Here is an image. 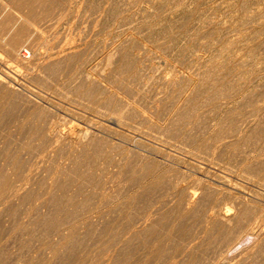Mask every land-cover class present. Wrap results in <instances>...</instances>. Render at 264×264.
Segmentation results:
<instances>
[{"label":"rangeland","instance_id":"obj_1","mask_svg":"<svg viewBox=\"0 0 264 264\" xmlns=\"http://www.w3.org/2000/svg\"><path fill=\"white\" fill-rule=\"evenodd\" d=\"M62 1L36 5L23 42L47 57L17 66L0 44V178L24 188L0 196V264H264V0ZM49 120L73 136L56 149L32 132ZM194 188L259 233L226 249L188 211Z\"/></svg>","mask_w":264,"mask_h":264},{"label":"bare ground","instance_id":"obj_2","mask_svg":"<svg viewBox=\"0 0 264 264\" xmlns=\"http://www.w3.org/2000/svg\"><path fill=\"white\" fill-rule=\"evenodd\" d=\"M8 1V0H7ZM42 1L43 0H11L10 1V3H11V5L13 6L12 8H16V9H13V10H15V11H17L16 12V14H15V16L14 17H12L13 15H12V13L11 14H9L8 12V6H3V8H1L2 10L0 11V44H1V47H2V45H3V47H4V49H5V53H6V57L4 58V56H3V58H1V60L2 59H4V61H5V59H6V61H8V62H12V61H14L15 63H16V65H17V62H21V61H25V60H28L29 59V57L32 55V53H34L35 55H37V57H39L40 58V56H41V53L43 54V52H41V49H38V48H35L34 50H32L31 48H29L28 46H26V44H24L23 42H25V40L26 39H28L27 37H29V38H31V35H34L36 32H37V30H38V28L36 27V24H38L37 23V20L39 19V17H40V15L41 14H39L37 11H36V5L37 4H39V3H41L40 5H42L43 3H42ZM59 1V0H58ZM62 1V0H61ZM71 1H73V0H71ZM78 1V0H77ZM2 2V1H1ZM5 2V1H4ZM4 2H2V4L1 5H3V3ZM9 2V1H8ZM57 2V1H56ZM63 2V1H62ZM48 3H49V1H48ZM54 3H55V1H54ZM53 3V4H54ZM60 3V2H59ZM73 4V3H72ZM92 4V3H91ZM6 5V4H5ZM39 5V6H40ZM69 5H71V4H69ZM47 6V5H46ZM72 6V5H71ZM2 7V6H1ZM49 8H50V6H48ZM47 7V8H48ZM10 8V7H9ZM38 8V7H37ZM53 8V7H52ZM51 8V9H52ZM43 10H45L44 8H43ZM73 11V10H72ZM77 11V10H76ZM48 12V11H47ZM49 12H52V10H49ZM55 13V12H54ZM59 13V12H58ZM64 13V12H63ZM70 13V12H69ZM53 14V13H52ZM12 15V16H11ZM45 15V14H44ZM111 15V14H110ZM59 18V17H58ZM44 19H45V16H44ZM41 20H42V17H41ZM40 20V21H41ZM58 20V19H57ZM76 20V19H75ZM45 21H47V20H45ZM44 22V21H43ZM39 27V26H38ZM53 27V26H52ZM76 27V26H75ZM40 28H42V26L40 27ZM39 28V29H40ZM82 28V27H81ZM41 30V29H40ZM38 32H39V30H38ZM42 32V31H41ZM40 32V33H41ZM48 32H49V30H48ZM52 33V32H51ZM56 33V32H55ZM66 34V33H65ZM98 34V33H97ZM53 35H54V33H53ZM67 36V35H66ZM67 38H68V36H67ZM43 39V38H42ZM46 39V38H45ZM29 40H31V39H29ZM50 40V39H49ZM53 40V39H52ZM59 40V39H58ZM73 40H74V38H73ZM28 41V40H27ZM42 41V40H41ZM57 42V41H56ZM26 43V42H25ZM62 43V42H61ZM75 43V42H74ZM28 44V43H27ZM33 44V43H32ZM36 44V43H35ZM40 44V43H39ZM70 44V43H69ZM41 45V44H40ZM58 45H59V43H58ZM77 45V44H76ZM22 46V47H21ZM36 46V45H35ZM35 46H32V47H35ZM68 46V45H67ZM66 46V47H67ZM0 47V48H1ZM39 47V46H38ZM41 47V46H40ZM44 47V46H43ZM53 47V46H52ZM19 48H20V50H19ZM63 48V47H62ZM2 49V48H1ZM3 49V50H4ZM70 49V48H69ZM113 50V49H112ZM2 51V50H1ZM52 51V50H51ZM55 51V50H54ZM62 51V50H61ZM66 51V50H65ZM70 51V50H69ZM68 51V52H69ZM50 52V51H49ZM53 52V51H52ZM3 53H4V51H3ZM2 53V55H4ZM46 53H48V52H46ZM59 53V52H58ZM64 53V52H63ZM71 53V52H70ZM112 53V52H111ZM44 54H45V52H44ZM42 55L43 56V58H44V56H46L47 57V55ZM56 54V53H55ZM60 54V53H59ZM48 55H50L49 53H48ZM67 55H69V54H67ZM33 56V55H32ZM51 56V55H50ZM64 56V55H63ZM35 57V56H34ZM45 57V58H46ZM58 57H60V55L58 56ZM62 57V56H61ZM50 58H52V57H49V59ZM88 58V57H87ZM80 59V58H79ZM114 59V58H113ZM42 61V60H41ZM46 61V60H45ZM48 61V60H47ZM109 61V60H108ZM7 62V63H8ZM14 62H12V63H14ZM61 62V61H60ZM84 62H85V60H84ZM3 63V62H2ZM5 63V62H4ZM45 63V62H44ZM48 63V62H47ZM46 63V64H47ZM57 63V62H56ZM65 63V62H64ZM20 64V63H19ZM33 64V63H32ZM32 64H29V65H32ZM35 64H36V62H35ZM58 64H59V61H58ZM5 65V64H4ZM7 65V64H6ZM11 65V64H10ZM13 65V64H12ZM28 65V66H29ZM37 65V64H36ZM36 65H32V66H34V68H35V66ZM41 64H39V66H40ZM48 65V64H47ZM17 66H19V65H17ZM21 66V65H20ZM32 66H31V68H32ZM38 66V65H37ZM56 66V65H55ZM2 67V66H1ZM12 67V66H11ZM16 67V66H15ZM46 67V66H45ZM48 67V66H47ZM57 67V66H56ZM96 67V66H95ZM105 67V66H104ZM19 68V67H18ZM22 68H24V67H22ZM21 68V69H22ZM33 68V69H34ZM57 68H59V67H57ZM91 68V67H90ZM14 69V68H13ZM16 69V68H15ZM38 69V68H37ZM36 69V70H37ZM45 69V68H44ZM101 69V68H100ZM105 69V68H104ZM41 70V69H40ZM46 70H47V68H46ZM54 70V69H53ZM66 70V69H65ZM14 71V70H13ZM44 71V70H43ZM77 71V70H76ZM6 72H8V71H6ZM5 72V73H6ZM25 72H27V70L25 71ZM66 72H67V70H66ZM11 73V72H10ZM58 73V72H57ZM80 73H82L81 71H80ZM36 74V73H35ZM38 74V73H37ZM45 74V73H44ZM53 74V73H52ZM54 74H56V73H54ZM9 75V74H8ZM12 75V74H11ZM33 75V74H32ZM40 75V74H39ZM61 75V74H60ZM60 75H58V76H60ZM66 75V74H65ZM41 76H42V74H41ZM57 76V75H56ZM81 76H82V74H81ZM86 76V75H85ZM31 77V76H30ZM34 77H35V75H34ZM47 77V76H46ZM72 77H74V76H72ZM10 78H12V77H10ZM42 78V77H41ZM40 78V79H41ZM86 78V77H85ZM20 79V78H19ZM29 79V78H28ZM39 79V78H38ZM39 79V80H40ZM8 79H5L2 75H1V73H0V82H3V83H5L6 85H10V84H8V81H7ZM38 80V81H39ZM45 80V79H44ZM87 80V79H86ZM95 81V80H94ZM42 82V81H41ZM45 82V81H44ZM69 82H71V80L69 81ZM73 82V81H72ZM10 83V82H9ZM56 83V82H55ZM74 83V82H73ZM92 83V82H91ZM90 83V84H91ZM14 84V83H13ZM80 84V83H79ZM95 84V83H94ZM73 85V84H72ZM83 85V84H82ZM82 85H80V86H82ZM92 85V84H91ZM97 85H98V83H97ZM16 86V85H15ZM0 87H2V85L0 84ZM3 87H5V86H3ZM2 87V88H3ZM11 87V86H10ZM90 87V86H89ZM92 87V86H91ZM9 88V87H8ZM8 88H7V90H8ZM42 88V87H41ZM93 88V87H92ZM14 89H15V87H14ZM70 89V88H69ZM5 90V89H4ZM3 90V91H4ZM12 90H13V87H12ZM6 91V90H5ZM12 92V91H11ZM15 93H17L16 91H15ZM20 93V92H19ZM22 93V92H21ZM24 93V92H23ZM14 94V93H13ZM35 94V93H34ZM4 95V94H3ZM2 95V96H3ZM27 95V94H26ZM84 96V95H83ZM10 97V96H9ZM25 97V96H24ZM33 97V96H32ZM130 97V96H129ZM215 97V96H214ZM245 97H246V95H245ZM249 97V96H248ZM4 98H5V96H4ZM14 98V97H13ZM27 98V97H26ZM86 98V97H85ZM124 98V97H123ZM25 99V98H24ZM128 99V98H127ZM17 100V99H16ZM125 100V99H124ZM11 101V100H10ZM9 101V102H10ZM13 101V100H12ZM128 101V100H127ZM134 101V100H133ZM239 101V100H238ZM1 102V101H0ZM5 102V101H4ZM26 102V101H25ZM29 102V101H28ZM74 102V101H73ZM124 102V101H123ZM257 102V101H256ZM261 102V101H260ZM2 103V102H1ZM6 103V102H5ZM14 103V102H13ZM16 103V102H15ZM72 103V102H71ZM132 103V102H131ZM17 105H21V104H17ZM57 105V104H56ZM135 105H137V104H135ZM1 106V105H0ZM16 106V105H15ZM14 106V107H15ZM24 106V105H23ZM27 106V105H26ZM37 106V105H36ZM138 106V105H137ZM19 107V106H18ZM121 107V106H120ZM3 108V107H2ZM5 108V107H4ZM3 108V109H4ZM7 108H9V105H8V107ZM12 108V107H11ZM10 108V109H11ZM37 108V107H36ZM24 109V108H23ZM44 109V108H43ZM47 109V108H46ZM14 110V109H13ZM195 110V109H194ZM253 110V109H252ZM251 110V111H252ZM7 111V110H6ZM15 111V110H14ZM13 111V112H14ZM187 111H188V109H187ZM16 112H17V110H16ZM18 112H20V111H18ZM37 112H38V110H37ZM45 112V111H44ZM49 112V111H48ZM55 112V111H54ZM144 112V111H143ZM147 112V111H146ZM260 112V111H259ZM5 113H7V112H5ZM9 113V112H8ZM22 113H24V112H22ZM35 113H36V109H35ZM34 113V114H35ZM97 113V112H96ZM9 114H11V112L9 113ZM43 114V113H42ZM55 114V113H54ZM103 114V113H102ZM116 114V113H115ZM121 114V113H120ZM134 114V113H133ZM136 114V113H135ZM12 115V114H11ZM93 115V114H92ZM123 115V114H122ZM167 115V114H166ZM248 115V114H247ZM36 116H38V115H36ZM256 116V115H255ZM257 116L259 117V115L257 114ZM256 116V117H257ZM263 116V115H262ZM29 117V116H28ZM40 117H42L40 120H42L43 119V116H40ZM234 117V116H233ZM1 118H3V117H1ZM12 118V117H11ZM44 118H46V116L44 117ZM219 118V117H218ZM220 118H221V116H220ZM251 118V117H250ZM39 119V118H38ZM47 119V118H46ZM120 117H118V116H115V115H113V119H112V121L113 122H115V123H117L118 125L120 124ZM243 119V118H242ZM258 119V118H257ZM19 120V119H18ZM29 120H30V118H29ZM28 120V121H29ZM33 120H35V119H33ZM45 120V119H44ZM111 120V119H110ZM128 120V119H127ZM217 120V119H216ZM232 120H233V118H232ZM239 120V119H238ZM237 120V121H238ZM11 121V120H10ZM4 122H5V120H4ZM15 122V121H14ZM38 122H40V123H43V121L41 122V121H38ZM47 122H48V120H47ZM102 122V121H101ZM223 122V121H222ZM239 122H241V121H239ZM245 122V121H244ZM253 122V121H252ZM250 120H248L247 119V122H245V124L246 125H250L251 123H252ZM12 123V122H11ZM34 123V122H33ZM32 123V124H33ZM50 123V124H49ZM49 123H48V126L45 128V127H43V125H38V124H36L35 125V127L33 126V128H32V130H30V132L29 133H31V131L32 132H35V134H37V135H40V137H43V138H45V139H47V138H49L50 140H51V142H50V145L49 146H51L53 149L55 148L56 149V147H58L57 145L58 144H61V143H63V142H61L60 143V141L59 140H61L60 138H62V137H65V136H67V135H70V131L69 130H67V129H69V128H67V129H65L64 127H63V123L61 122V121H53V122H51L50 120H49ZM100 123V122H99ZM103 123V122H102ZM173 123V122H172ZM188 123V122H187ZM214 123V122H213ZM229 123V122H228ZM238 123V122H237ZM237 123H235V124H237ZM89 124H90V122H89ZM97 124V123H96ZM10 125V124H9ZM20 125V124H19ZM102 125V124H101ZM117 125V126H118ZM164 125V124H163ZM203 126H205V124H202ZM224 125V124H223ZM3 126V125H2ZM45 126V125H44ZM110 126V125H109ZM116 126V127H117ZM216 126V125H215ZM23 127V124H22V126H21V128ZM87 127V126H86ZM85 127V128H86ZM213 127V126H212ZM218 127V126H217ZM236 127V126H235ZM241 127V126H240ZM2 128V127H1ZM118 128V127H117ZM129 128V127H128ZM211 128V127H210ZM246 128V127H245ZM244 127H242V129H245ZM110 129V128H109ZM193 129V128H192ZM233 129V128H232ZM238 129V128H237ZM23 130V129H22ZM106 130V129H105ZM211 130V129H210ZM241 130V129H240ZM11 131H12V129H11ZM20 131V130H19ZM29 131V130H28ZM27 131V132H28ZM82 131V130H81ZM90 131V128H87V129H85L84 130V132L85 133H80L79 134V136L78 137H81V136H85V135H87V133ZM108 131V130H107ZM174 131H177V130H174ZM183 131V130H182ZM17 132V131H16ZM94 132V131H93ZM96 132V131H95ZM231 132H232V130H231ZM236 132V131H235ZM13 133V132H12ZM15 133V132H14ZM21 133V132H20ZM217 133V132H216ZM221 133V132H220ZM232 133H234V131L232 132ZM241 133H243V132H241ZM73 134V133H72ZM84 134V135H83ZM95 134V133H94ZM132 134V133H131ZM14 135V134H13ZM15 135H16V133H15ZM26 136H27V134H25ZM29 135V134H28ZM101 135V134H100ZM175 135V134H174ZM186 135V134H185ZM220 135V134H219ZM238 135H240V134H238ZM32 136H33V134H32ZM71 137H73L72 135H70ZM170 136V135H169ZM168 136V137H169ZM172 136V135H171ZM228 136V135H227ZM236 136V135H235ZM30 137V136H29ZM133 137V136H132ZM138 136H136V138H137ZM186 137V136H185ZM220 137V136H219ZM243 137V136H242ZM20 138V137H19ZM31 138V137H30ZM35 138H36V136H35ZM170 138V137H169ZM169 138H167V139H169ZM187 138V137H186ZM218 138V137H217ZM24 139V138H23ZM23 139H22V141H23ZM29 139V138H28ZM32 139V138H31ZM68 139V138H67ZM73 139V138H72ZM91 139H92V137H91ZM109 139V138H108ZM150 139V138H149ZM171 139V138H170ZM208 139V138H207ZM216 139V138H215ZM218 139H220V138H218ZM228 139V138H227ZM238 139V138H237ZM9 140V139H8ZM38 140V139H37ZM70 140V139H69ZM111 140V139H110ZM209 140V139H208ZM217 140V139H216ZM223 140V139H222ZM235 140V139H234ZM39 141V140H38ZM59 141V142H58ZM64 141H65V139H64ZM72 141V140H71ZM76 141V140H75ZM86 141V140H85ZM154 141V140H153ZM213 141H214V139H213ZM223 141H226V140H223ZM237 141V140H236ZM21 142V141H20ZM26 142V141H25ZM24 142V143H25ZM42 142V141H41ZM99 142V141H98ZM166 142V141H165ZM212 142V141H211ZM217 141H215V143H216ZM219 142V141H218ZM246 142V141H245ZM31 143V142H30ZM79 143V142H78ZM230 143V142H229ZM233 143H234V141H233ZM232 143V144H233ZM178 144V143H177ZM201 144V143H200ZM217 144V143H216ZM225 144V143H224ZM9 145V144H8ZM19 145V144H18ZM26 145V144H25ZM41 145V144H40ZM215 145V144H214ZM221 145V144H220ZM229 145V144H228ZM21 146H22V144H21ZM23 146H24V144H23ZM60 146V145H59ZM62 146V145H61ZM201 146V145H200ZM210 146V145H209ZM222 146V145H221ZM37 147V146H36ZM39 147V146H38ZM48 147V146H47ZM64 147V146H63ZM131 147V146H130ZM223 147H224V145H223ZM227 147V146H226ZM7 148V147H6ZM12 148H13V146H12ZM20 148V147H19ZM24 148H25V146H24ZM51 148V149H52ZM221 148V147H220ZM3 149V148H2ZM15 149V148H14ZM31 149V148H30ZM37 149V148H36ZM41 149V148H40ZM50 149V148H49ZM82 149V148H81ZM223 149V148H222ZM224 149H225V147H224ZM6 150V149H5ZM19 150V149H18ZM21 150V149H20ZM38 150V149H37ZM44 150H46V149H44ZM59 150H60V148H59ZM210 150V149H209ZM8 151V150H7ZM10 151V150H9ZM8 151V152H9ZM219 151V150H218ZM223 151V150H222ZM4 152V151H3ZM13 152H15V151H13ZM24 152V151H23ZM47 152V151H46ZM49 152V151H48ZM57 152V151H56ZM10 153V152H9ZM50 153V152H49ZM176 153V152H175ZM188 153V152H187ZM20 154V153H19ZM26 154V153H25ZM56 154V153H55ZM54 154V155H55ZM227 154V153H226ZM216 155V154H215ZM223 155V154H222ZM7 156V155H6ZM9 156H11V157H14L15 158V160H16V162H17V165H18V153H16V155H15V153H14V156H12V154H10ZM56 156V155H55ZM2 157H4V156H2ZM117 157V156H116ZM203 157V156H202ZM216 157V156H215ZM6 158V157H5ZM21 158V157H20ZM44 158V157H43ZM129 158V157H128ZM165 158V157H164ZM13 159V158H12ZM130 159V158H129ZM10 160V159H9ZM214 160V159H213ZM108 161V160H107ZM13 162H15V161H13ZM15 162V163H16ZM260 162V161H259ZM8 163V162H7ZM20 163V162H19ZM22 163V162H21ZM203 163V162H202ZM5 164V163H4ZM11 164H12V162H11ZM22 164H24V163H22ZM22 164H20L21 166H23ZM198 164V163H197ZM111 165V164H110ZM212 165V164H211ZM15 166V165H14ZM14 166H13V168H14ZM27 166V165H26ZM114 166V165H113ZM17 167H19V166H17ZM38 167V166H37ZM5 168V167H4ZM27 168H28V166H27ZM124 168V167H123ZM15 170H16V167L14 168ZM21 169V168H20ZM19 168H18V170H20ZM25 169V167L23 168V170ZM116 169V168H115ZM12 170V169H11ZM15 170H14V172H15ZM26 170V169H25ZM32 170V169H31ZM35 170V169H34ZM205 170V169H204ZM221 170V169H220ZM17 171V170H16ZM159 171V170H158ZM161 171V170H160ZM8 172V171H7ZM18 172V171H17ZM20 172V171H19ZM25 172V171H24ZM6 172H4V174H5ZM16 173V172H15ZM32 173V172H31ZM207 173V172H206ZM10 174V173H9ZM20 173H18V175H19ZM37 174V173H36ZM117 174V173H116ZM225 174V173H224ZM3 175V174H2ZM11 175V174H10ZM17 175V176H18ZM14 176V175H13ZM13 176H10V177H13ZM27 176H28V173H27ZM93 176V175H92ZM122 176V175H121ZM239 176V175H238ZM23 177V176H22ZM251 177V176H250ZM19 178H21V177H19ZM145 178V177H144ZM1 179H2V181H1ZM146 179H147V177H146ZM201 179V178H200ZM225 179V178H224ZM13 180V179H12ZM108 180V179H107ZM149 180V179H148ZM0 183H1V189H0V196H3V197H5V196H12L13 194H16V193H18L19 192V190H20V188H23L22 187V184H15V185H11L12 184V182L7 178V176L6 177H3V178H0ZM22 181V180H21ZM200 181V180H199ZM203 181V180H202ZM20 182V181H19ZM26 182V181H25ZM206 182H208V181H206ZM13 183H14V181H13ZM23 183V182H22ZM55 183V182H54ZM136 183V182H135ZM170 183V182H169ZM177 183V182H176ZM198 183V182H197ZM196 183V184H197ZM201 183V182H200ZM230 183V182H229ZM144 184V183H143ZM24 186H25V184H23ZM146 185V184H145ZM29 186V185H28ZM176 186H178V185H176ZM215 187V186H214ZM174 188V187H173ZM177 188V187H176ZM31 189V188H30ZM23 190H24V188H23ZM100 190V189H99ZM141 190V189H140ZM147 190V189H146ZM199 190V189H198ZM210 190H212V189H210ZM224 190V189H223ZM139 191V190H138ZM229 191V190H228ZM199 192V191H198ZM218 192V191H217ZM222 192V191H221ZM201 193V192H200ZM56 194V193H55ZM197 191L195 190V188L194 189H190L189 191H188V193H187V197H186V202H187V207H188V211L189 212H192V216L195 218V219H199L200 217H201V214H200V211L201 212H203V215L204 216H202L203 217V220H204V224L202 225L203 227H202V229L201 230H203V232H205V233H207V234H209V233H215V235H216V240L218 241V243H220L221 245H224L225 247H226V249H229V248H231L238 240H239V238L240 237H242L243 235H245V234H250V233H253V234H258L259 233V227H260V218L259 219H255L256 221H248L247 223H242V224H240V225H232L230 222H232L231 221V219H233L234 218V215H236L238 212H236L235 211V214H231V210H230V206H226V211L225 210H223V206H221V205H218V204H216V203H212V202H208V203H203L202 205H198L197 204V198H196V196H197ZM128 195V194H127ZM130 195V194H129ZM137 193H133V194H131L130 196H128V197H126L125 196V201H128L131 197L132 198H136L137 197ZM199 195V194H198ZM221 195V194H220ZM166 196V195H165ZM81 197V196H80ZM6 199V198H5ZM145 199V198H144ZM182 199H183V197H182ZM181 199V200H182ZM185 199V198H184ZM17 200V199H16ZM164 200V199H163ZM232 200V199H231ZM230 200V202H232ZM8 201H9V199H8ZM13 201V200H12ZM100 201V200H99ZM4 202V201H3ZM6 202V201H5ZM185 202V203H186ZM4 204V203H3ZM149 204H151V203H149ZM153 204V203H152ZM227 204V203H226ZM232 204V203H231ZM231 204H229V205H231ZM1 205V204H0ZM36 205V204H35ZM159 205V204H158ZM163 205V204H162ZM224 205V204H223ZM234 205V204H233ZM239 205V204H238ZM251 205V204H250ZM28 207V206H27ZM55 207V206H54ZM152 207V206H151ZM225 208V207H224ZM232 208V207H231ZM36 209V208H35ZM152 209V208H151ZM202 209H203V211H202ZM257 209V208H256ZM54 213V212H53ZM92 213H94V212H92ZM156 213V212H155ZM183 213V212H182ZM233 213V212H232ZM264 213V212H263ZM57 214V213H56ZM68 214V213H67ZM151 214V213H150ZM248 214V213H247ZM259 216H261V215H259ZM54 217V216H53ZM237 217V216H236ZM248 217V216H247ZM253 217V216H252ZM61 218V217H60ZM84 218V217H83ZM140 219V218H139ZM79 221V220H78ZM152 221V220H151ZM154 221V220H153ZM69 222V221H68ZM170 222H172V221H170ZM169 222V223H170ZM72 223V222H71ZM77 223V222H76ZM58 224V223H57ZM60 224V223H59ZM21 226V225H20ZM71 226V225H70ZM197 226V225H196ZM263 226V225H262ZM106 227V226H105ZM134 229V228H133ZM57 230V229H56ZM113 230V229H112ZM115 230V229H114ZM178 230V229H177ZM196 230V229H195ZM64 231V230H63ZM152 231V230H151ZM161 232V231H160ZM168 233V232H167ZM264 233V232H263ZM58 234V233H57ZM126 234H127V232H126ZM171 234V233H170ZM159 235V234H158ZM214 235V236H215ZM264 235V234H263ZM72 235L71 234H69V236H67L68 238L69 237H71ZM139 236V235H138ZM197 235H193L192 237H191V239H194L195 237H196ZM204 236V235H203ZM213 236V235H212ZM61 237V236H60ZM128 237V236H127ZM145 237V236H144ZM148 237V236H147ZM183 237H185L184 235H183ZM198 237H199V235H198ZM197 237V238H198ZM62 238V237H61ZM124 239H125V236L123 237ZM140 238H141V236H140ZM146 238V237H145ZM201 238V237H200ZM255 238V237H254ZM47 239V238H46ZM127 239V238H126ZM252 239V238H251ZM74 240V239H73ZM174 240V239H173ZM198 240V239H197ZM212 240V239H211ZM250 240V239H249ZM144 241V240H143ZM142 241V242H143ZM206 241V240H205ZM72 242V241H71ZM191 242V241H190ZM194 242V241H193ZM214 242H216V241H214ZM260 242V241H259ZM154 243V242H153ZM186 243V242H185ZM203 243V242H202ZM62 244V243H61ZM134 244V243H133ZM168 244V243H167ZM209 244H211V243H209ZM208 244V245H209ZM248 244V243H247ZM177 245V244H176ZM182 245V244H181ZM183 245H184V242H183ZM206 245V244H205ZM254 245V244H253ZM170 246V245H169ZM179 246V245H178ZM188 246H189V244H188ZM201 246V245H200ZM216 246H219L218 244L216 245ZM215 246V247H216ZM223 246V247H224ZM236 246V245H235ZM150 247V246H149ZM168 247V246H167ZM221 247V246H220ZM169 248H171V246L170 247H168V249ZM240 248V247H239ZM146 249V248H145ZM222 249V248H221ZM170 250V249H169ZM173 250V249H172ZM178 250H179V247H178ZM207 250V249H206ZM213 250H215V249H213ZM213 250L211 249V252H213ZM219 250H220V248H219ZM165 251H166V249H165ZM175 251V250H174ZM177 251V250H176ZM175 251V252H176ZM185 251V250H184ZM208 251V250H207ZM216 252H217V250H215ZM55 252V251H54ZM188 252V251H187ZM191 252V251H190ZM227 252V251H226ZM233 252V251H232ZM105 253V252H104ZM121 253H123V252H121ZM177 253H178V251H177ZM181 253H183V251L181 252ZM186 253V252H185ZM199 253H200V251H199ZM215 253V252H214ZM228 253V252H227ZM124 254V253H123ZM192 254V253H191ZM127 255V254H126ZM148 255V254H147ZM176 255V254H175ZM180 255V254H179ZM183 255H185V254H182V256ZM187 255V254H186ZM193 255V254H192ZM201 255H202V253H201ZM140 256V255H139ZM181 256V255H180ZM203 256H205V255H203ZM213 256H214V254H213ZM246 256V255H245ZM159 257V256H158ZM184 258H186V256H183ZM224 257V256H223ZM138 258V257H137ZM192 258H194V257H192ZM238 258V257H237ZM99 259V258H98ZM126 259V258H125ZM191 259V258H190ZM223 259V258H222ZM101 260V259H100ZM201 260V259H200ZM218 260V259H217ZM234 260V259H233ZM221 261V260H220ZM96 262V261H95ZM189 262H190V260H189ZM212 262V261H211ZM217 262V261H216ZM230 262V261H229ZM180 263V262H179ZM215 263V262H214ZM218 263V262H217ZM221 263V262H220ZM260 263V262H259ZM101 264H103V263H101ZM135 264V263H134ZM212 264H213V262H212ZM224 264V263H223ZM247 264H249V263H247Z\"/></svg>","mask_w":264,"mask_h":264}]
</instances>
